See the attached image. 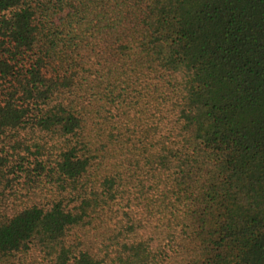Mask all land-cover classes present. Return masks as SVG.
Segmentation results:
<instances>
[{
  "label": "trees",
  "instance_id": "16d2710c",
  "mask_svg": "<svg viewBox=\"0 0 264 264\" xmlns=\"http://www.w3.org/2000/svg\"><path fill=\"white\" fill-rule=\"evenodd\" d=\"M0 264H264V0H0Z\"/></svg>",
  "mask_w": 264,
  "mask_h": 264
}]
</instances>
